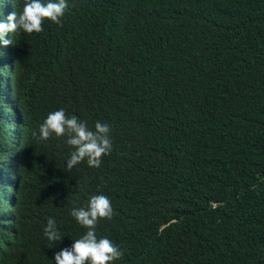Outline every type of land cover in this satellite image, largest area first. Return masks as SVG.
<instances>
[{
    "label": "trees",
    "instance_id": "1",
    "mask_svg": "<svg viewBox=\"0 0 264 264\" xmlns=\"http://www.w3.org/2000/svg\"><path fill=\"white\" fill-rule=\"evenodd\" d=\"M72 3L86 28L130 34L117 103L103 117L113 132L107 157L126 172L118 213L96 226L123 252L112 264H264V0ZM58 36L42 31L24 47L38 57ZM65 42L101 65L116 60L111 34ZM40 92L26 89V109L44 104ZM30 139L28 170L11 185L32 234L13 237L0 204V264H32L52 250L42 237L50 217L62 236L57 250L86 231L70 213L93 195L83 189L91 171L64 170L67 137ZM76 185L69 218L64 201Z\"/></svg>",
    "mask_w": 264,
    "mask_h": 264
},
{
    "label": "clouds",
    "instance_id": "2",
    "mask_svg": "<svg viewBox=\"0 0 264 264\" xmlns=\"http://www.w3.org/2000/svg\"><path fill=\"white\" fill-rule=\"evenodd\" d=\"M72 9V0H0V186L4 197L0 204L1 217L13 228L12 236H18L19 229L28 236L32 234L31 222L13 207L11 185L15 182L20 187L28 170L24 162L33 149L30 135L38 142L53 136L67 137L72 151L64 170L91 171L83 189L88 188L93 195L70 213L74 224L86 229L85 233L73 240L70 248L62 249L58 243L57 250L52 246L62 236L50 217L42 225V237L52 250L44 248L43 260L38 259L39 254L32 264H112L123 255L110 239L97 237L96 226L118 213L121 184L125 182V170L109 160L112 154L107 157L113 149V132L103 117L104 110L113 109L117 103L130 34L126 30L116 35L109 25L88 29L70 15ZM42 31L59 36L36 57L24 47L23 39L32 41ZM89 33L111 34L117 45L113 63L101 65L88 51L65 42L68 37L79 41ZM26 89L41 91L44 104L26 109ZM143 100H136V105ZM58 189L60 194L69 192L68 185ZM77 191L76 185L64 201L68 217ZM2 264L18 263L5 258Z\"/></svg>",
    "mask_w": 264,
    "mask_h": 264
},
{
    "label": "bare ground",
    "instance_id": "3",
    "mask_svg": "<svg viewBox=\"0 0 264 264\" xmlns=\"http://www.w3.org/2000/svg\"><path fill=\"white\" fill-rule=\"evenodd\" d=\"M9 66H10V67H14V66H16V64H15V65L10 64Z\"/></svg>",
    "mask_w": 264,
    "mask_h": 264
}]
</instances>
